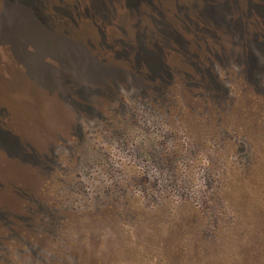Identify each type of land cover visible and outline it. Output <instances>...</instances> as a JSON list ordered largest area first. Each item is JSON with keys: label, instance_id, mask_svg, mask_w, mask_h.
Wrapping results in <instances>:
<instances>
[{"label": "rangeland", "instance_id": "obj_1", "mask_svg": "<svg viewBox=\"0 0 264 264\" xmlns=\"http://www.w3.org/2000/svg\"><path fill=\"white\" fill-rule=\"evenodd\" d=\"M263 165L264 0H0V264H159Z\"/></svg>", "mask_w": 264, "mask_h": 264}, {"label": "trees", "instance_id": "obj_2", "mask_svg": "<svg viewBox=\"0 0 264 264\" xmlns=\"http://www.w3.org/2000/svg\"><path fill=\"white\" fill-rule=\"evenodd\" d=\"M232 180H220L202 209L187 199L155 206L166 207L161 215L167 218L142 241L149 240L143 244L147 251L162 253L159 264H264V165L249 183Z\"/></svg>", "mask_w": 264, "mask_h": 264}]
</instances>
